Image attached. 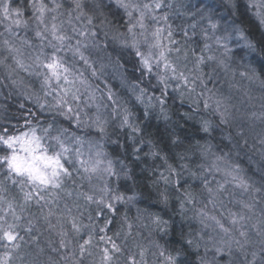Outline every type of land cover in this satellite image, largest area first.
I'll return each mask as SVG.
<instances>
[{"label":"clouds","instance_id":"clouds-1","mask_svg":"<svg viewBox=\"0 0 264 264\" xmlns=\"http://www.w3.org/2000/svg\"><path fill=\"white\" fill-rule=\"evenodd\" d=\"M70 2L73 5L70 9H63L60 3L62 7L51 12L54 13L51 17L56 18L51 19L52 23H56L65 36L63 45L55 51L52 45L56 42L49 36L40 40L39 52L42 59L53 52L61 57L73 81L75 98L73 94L65 95L56 81L50 87L44 86L45 70L37 65L29 75L37 77L39 91L28 89L27 98L40 111L53 115L43 126L37 122L25 133L39 138L38 152L49 156L59 153L64 165L72 169L71 176L60 177L61 193L82 200L85 211L92 207L98 212V208L107 209L106 205L111 203L115 213L114 235L120 240V255L113 253L111 264H128V257L136 255L139 256L136 264H168L169 256L176 264H197L192 257L201 249L204 257L212 253L207 264H217V246L228 253L227 264H264V225L258 228L253 226L257 224L244 221V230L248 233L245 239L238 232H220L207 217H204L205 223H201V210L208 213L206 176L221 173L227 181L230 178L223 169L235 166L242 174L247 165L264 181V3L260 5L259 15L256 14L259 23L247 15L249 9L245 6L254 0H217L218 4L226 5V11L219 18L214 9L197 8L192 13L197 19L188 24L191 36L180 27L186 40L173 39L176 29L170 28L172 44L177 46L168 54V61L175 71L172 68L166 71L163 61L157 63L158 49L150 47L154 44L155 28L144 21L146 27L142 29L133 16H128V26L121 25L113 7L123 8L118 0H80V8H76L75 0ZM162 4L172 8L165 0ZM165 13L168 17L169 13ZM58 17L63 19L57 22ZM159 17L154 14L148 18L159 23ZM212 23L216 24L215 30L210 28ZM197 35L203 39L200 54L189 43ZM45 48L52 51L45 53ZM149 55L150 70L143 63L144 57ZM201 56L204 57L202 63ZM254 62H259V69L251 66ZM240 68L243 71H239ZM13 80H18H10V84L16 86ZM8 86L0 80V88ZM157 89L160 95L154 94ZM97 118L103 131L97 127ZM185 122L191 123L192 133H185ZM145 146L147 151L141 153ZM22 153L19 155L31 159L27 153ZM6 156L9 154H0V173L6 171L8 179L15 176L12 181L20 188H34L27 175H18L8 167ZM176 156L182 161L179 170L169 163ZM159 159L166 165L167 174L161 175L163 187L159 180L149 182L147 175H141ZM91 165H96L98 170L85 171V166ZM109 165L110 171L107 170ZM74 173L78 183L73 179ZM178 178L189 186L201 182L199 195L188 190L181 192L177 187ZM255 183L253 181V185ZM70 184L76 185L74 192L67 191ZM69 192L71 195H67ZM188 192L195 202L189 201L185 195ZM85 194L93 199L86 200ZM118 196L121 198L116 199ZM261 204L264 211V200ZM118 208L121 211H116ZM151 208L155 210L150 211ZM82 215L84 213H77L81 229L95 233L100 225L93 223L91 213L87 217L89 222L83 223L79 219ZM193 221H198L195 227ZM28 222L31 228L41 230L36 219ZM48 228L53 226L48 225ZM59 233L56 232L58 240H48L47 248L51 252L36 244L22 260L21 253L14 252L11 264H102L95 240L92 255H86L83 261L73 254L78 251L75 233L65 238L69 251L61 257V249L65 248L60 245ZM233 238L240 240L243 248L232 242L229 254L228 242ZM189 240L193 243L189 244ZM56 243L58 247L54 246ZM53 253L59 258L54 259Z\"/></svg>","mask_w":264,"mask_h":264},{"label":"trees","instance_id":"trees-1","mask_svg":"<svg viewBox=\"0 0 264 264\" xmlns=\"http://www.w3.org/2000/svg\"><path fill=\"white\" fill-rule=\"evenodd\" d=\"M36 0H3L4 3H8L10 6V9H19L20 16L19 18L21 20H25L24 12H31V15H33L34 10L36 8L33 7ZM144 3H152V0H145ZM165 3H171L172 8L168 9L163 7L162 9L156 10L155 15L161 16L162 13L168 12V20L167 24L171 26V28L176 29V31L173 32V39L176 38V41L183 42L187 39L185 37L183 31H179L180 27L182 26L185 30L188 31L189 36H191V30L188 29V24L193 23L197 17L193 16L192 13L196 12L197 8H208V9H214L215 10V16L216 18H219L224 14L226 11V5L224 4H218L217 0H165ZM195 5V6H193ZM249 11L247 15L251 16L253 21L255 23H259V19L257 17L256 9L252 7V4L248 3L245 5ZM117 12V19L119 20V23L121 25H124V17H125V11L121 10V8L117 5H113ZM187 13V15H185ZM11 17L17 18L16 13L14 11L10 12ZM198 15V14H197ZM137 17V16H136ZM10 23V20L8 18H5L3 16L2 11H0V61H3V63H0V80H3L5 84H8L9 86L7 88H0V135H15L23 131L29 130V128L37 124L39 122L40 126H43L46 121L50 120L53 113L48 111H40L38 107L33 103L32 100L27 98V91L28 89H32L35 91H39V81L37 77L34 76H27L26 72L16 69L14 73L10 75L9 72H11V69L6 67V65H11L13 60L8 55L7 50L2 46L4 39H10L14 40L17 43H19V40H28L29 35L26 34V29L23 27H19L18 29L13 25V31L17 33V36H12L8 31H6V25ZM145 23L149 27H161L160 23H156L155 21H152L148 17L145 19ZM128 24V23H127ZM29 27V26H28ZM126 27V25H125ZM17 29V30H16ZM198 31V29H197ZM195 41L196 43H193ZM165 43L168 44L169 47L173 48L177 45L175 44H169V41H165ZM189 43H192L193 47L195 48L197 54H200V48L203 47V39L200 35H197L193 37L192 41H189ZM23 53L28 52L27 49L24 47L22 49ZM6 56H8V60L6 59ZM24 58L26 57L23 55ZM14 63V62H13ZM252 67H256L257 69L260 68L259 62H254ZM239 71H243L242 68L238 69ZM9 71V72H8ZM16 73V74H15ZM26 75V78H25ZM11 79H17L18 83L16 86H12L10 84ZM19 81H23V83H19ZM211 87V83L209 84ZM175 87V85H174ZM155 95H160V91L157 89L154 91ZM168 97L169 100L172 98V92L171 90L168 91ZM50 99V98H49ZM140 111L142 112L143 106H138ZM190 110V109H185ZM147 123V122H145ZM73 128L75 125L72 126ZM83 131V130H82ZM184 131L186 134L192 133L193 129L190 122L184 123ZM39 133V132H38ZM131 141H129L130 143ZM141 153L147 151V146L144 148H141ZM0 154H9V149H7L6 145H3L0 143ZM169 163H172L177 169L179 170L180 164L182 161H180L179 156H176L174 158H171L169 160ZM67 167L68 165L65 164ZM223 167V165H221ZM166 165L163 163L162 159H159V162L155 164L154 167H151L147 173H142L141 175H147L149 178V182H151L152 179H157L160 181L161 187H163V180L161 179L162 174H167L165 171ZM70 171H72L71 168H69ZM244 178L248 181L249 184L253 185V181H256L255 185H253L255 188H260V192L256 191H242L240 188L236 187L233 184H227L228 191L224 193V195L221 197L223 201V207H220L218 204L215 208L213 207L212 203H210V197L209 194L207 195V198L205 199V203L208 205V208L206 211H208L209 215H216L218 219H222V221L227 224V209H231L232 212L236 213H244L246 216H251L252 219L249 220V224L255 223L259 225L260 219H264V211H262V204L261 201L264 200V188H261V184L264 183V181L260 180V177L256 175L254 169L252 167H248L245 165V172L242 173ZM12 179H15V176L12 177ZM12 179L7 178V172L4 171L0 173V185H3V187L6 189L4 192H0V196L5 197V199L9 202L13 203V208L15 209L16 213L20 216L19 221H15L11 215V212L9 211L7 204H4L3 206V212L0 213V216H3L4 221L6 224H13L15 223L18 225L14 229L16 233H18L19 237H23V239H17L16 243H19L21 245L20 249L12 250L11 244L6 241L0 239V255H2L6 250H11L14 252H20L21 253V260L24 258V255L27 253H31L34 246L36 244H39L41 248H44L46 251L51 252L50 249L47 248L48 240H58V237L56 236V232L61 231V223H58V217L60 221L62 222V227L64 231L68 232V235L71 237L73 236L74 232L71 229V221H70V215L68 211L65 209V205H67L68 209H71V215L77 216L78 212L84 213V215L80 216L79 219L83 221V223L87 224L88 221V214L91 213L94 217L93 223L100 225V227L96 228L95 233H92L94 236V240L96 242V246L98 249H103L104 247L111 248V244H106L104 241L99 240V236L107 235L108 237H111V240L114 241L117 245L120 244V240L117 239V237L114 235L116 228H115V213H113L111 210L104 209L100 212L94 211L92 207H88L85 211V208L81 205L83 204L82 200H77L74 197L69 198L63 193L58 191V196L53 197L52 199L55 201L54 204H51L52 211L54 215L49 217L51 225H53V228H48V223H46L43 219V215L47 214L48 207H45L43 209V213L40 210V205H37L35 201L30 202L28 206L24 208L23 211H21L20 206L24 203L23 202V193L21 192V188L19 184L12 183ZM73 179L79 182L78 177L76 174H73ZM205 181L207 182V187L215 188L217 183L219 182H225L223 176L221 173H215V174H209L205 177ZM177 187L180 189L181 192L188 190L193 192L196 195H199L200 191L202 190V183L196 182L189 186V184H186L184 180L179 179L177 180ZM76 188L75 184H70L67 186V191L74 192ZM82 189H86V186L81 185ZM36 191L35 188H32L31 186L24 189V191ZM43 194V193H42ZM240 201H244L246 203L254 205L253 208L249 211L248 209H244ZM195 202V201H194ZM43 203V202H41ZM150 211H154V208L149 209ZM116 211H121L120 208H118ZM29 219H36V223L38 226L41 227V230L38 232L35 228H32L31 232L27 231L28 221ZM105 220L110 221L105 226ZM198 224V221H193V226L195 227ZM101 227H105V232H101L99 229ZM47 228V232L44 231V229ZM55 229V230H54ZM89 231L87 229H81L80 235L75 237L74 243H82L84 239H87ZM33 237H36L34 240ZM46 237L48 239H46ZM179 239V237H177ZM55 247H58V243L54 244ZM69 249H61L60 256L66 252H68ZM125 256H128V253L124 251V249L121 250ZM54 259H58L59 257L56 256V254H52ZM117 255H120L117 253ZM197 261V264H199V261L201 258L205 260H210L212 258V253L209 252V255L207 257L203 256V249L200 250L198 255H194L192 257ZM81 261L85 259V257L81 258L79 257ZM91 260V258H89ZM217 264H226L229 260V255L226 251L223 253H217L216 254ZM139 260V256H129L128 257V264H133V261L136 262Z\"/></svg>","mask_w":264,"mask_h":264},{"label":"snow or ice","instance_id":"snow-or-ice-1","mask_svg":"<svg viewBox=\"0 0 264 264\" xmlns=\"http://www.w3.org/2000/svg\"><path fill=\"white\" fill-rule=\"evenodd\" d=\"M76 8H80V0H75ZM118 3L127 11V15L132 17L133 11H136L139 13V16L137 18V23L139 26L143 29L146 27L144 21L149 16H154V13L157 9H161L163 7L162 0H152V3H144V4H138V3H131V2H125V0H118ZM52 8L49 9L48 6L43 3V0L37 5L34 4L33 7L36 8V11L38 13L36 17L37 21V27L35 30V36L38 37L40 40H45L47 37H51L52 41H55L56 43L52 45L55 51H59L60 45H63L65 36L61 34V30L59 26L56 23H52L51 26H49L46 23V13L47 12H56L58 9L62 7L60 3L57 2V0H52ZM0 11H2L3 16L5 18H8L10 20V23L6 25V31H8L12 36H17V33L13 31V25L20 26L23 25L24 27H27L28 22L23 21L19 18L20 11L19 9H10V6L8 3H4L3 0H0ZM14 11L16 13L17 18H12L10 12ZM259 15V13H258ZM52 20H55L56 18L53 16L51 17ZM161 21L165 23V27H155L152 35L154 37V44H152L150 47L158 49V55L159 60L163 61L164 69L167 71L169 68H172L173 71H175L174 66L170 64L168 61V54L171 52L172 48L168 45L166 46L164 43L165 38H168L169 44L172 43L171 41V31L170 25L166 24V21L168 19L167 14L164 13L159 17ZM210 28L212 30H215L216 24L212 23L210 25ZM136 43L135 41L133 42ZM8 52V55L12 58L15 67L12 65H6V67L11 69L10 75L16 71V69H20L24 72L32 74V70L36 68L37 65H39L40 68H43L45 71L43 73L44 79H43V85L44 86H51L53 81H56L58 83V86L62 89L63 93L65 95L67 94H73L74 98L75 95L72 91L73 88V81L69 78L68 69L64 66L62 59L60 56L55 55L54 52L52 54H49L45 58H41L42 53L39 52V54L35 56H29L28 60L30 59L32 62L28 63L26 62L22 49L25 46H31L28 40H19V43H17L14 40L10 39H4L3 45H2ZM207 48L208 45H205ZM200 62L202 63L204 61V57L201 56ZM0 63H3V61H0ZM143 63L146 68L149 70L151 69V56H145L143 59ZM181 78H183V75L181 74ZM23 81H19V83H22ZM13 84H17L18 81L13 80ZM185 83H187V80L185 79ZM62 99V97L60 98ZM71 106H68V111L70 112ZM128 117L125 115L124 122L127 123ZM97 127L100 128L101 131H103L102 126L99 124V118H97ZM0 143L7 146V149H11V155L6 156L8 167L12 169L15 173L18 175H27L31 182L34 185V188L36 191H24V188L21 187V192L23 193V204L20 206L21 211L24 210L26 206L30 204V202L35 201L37 205H40V210L43 213V209L45 207H48L47 214L43 215V219L46 223L51 225L49 217L54 215L52 211L51 204H54L55 201L52 199L53 197L58 196V191H63L62 187V180L60 177L63 176H71V171L64 165L60 158V154L57 153L53 156H49L46 153L38 152V149L41 148V144L39 141V138L33 134L31 137L27 133H24L20 136H13V135H0ZM65 151H67L65 149ZM24 152L27 153L28 156L31 157L30 160H26L25 157L20 156L18 153ZM79 155V153H77ZM81 165L84 166L85 162L80 161ZM99 161H97V164ZM219 169V166H216ZM46 169H51V171H47ZM97 166L91 165V166H85V171L90 172H96ZM108 171L111 170V166L109 165ZM224 174L226 177H229L230 179L225 182H219L217 183L215 188L207 187V192L210 197V203H212L213 207L215 208L218 204L220 207H223V201L221 197L228 191L227 184H233L236 187L240 188L242 191L248 192V191H256L260 192V188H255L253 185L249 184L248 181L244 178V176L241 174V172L234 166L231 169H223ZM12 183H16L15 181H12ZM6 189L3 187V185H0V192H4ZM43 193V194H42ZM67 195H71V193H67ZM185 195L188 197L189 201L194 202L192 193L188 192L185 193ZM84 198L88 201H91L93 198L90 195L84 196ZM121 197H116V199H120ZM43 202V203H41ZM244 209H248L249 211L253 208L254 205L246 203L244 201H240ZM4 204H7V207L9 211L11 212V215L15 221H19L20 216L16 213L15 209L13 208V203L9 202L5 199V197L0 196V213L3 212V206ZM106 208L108 210L114 211L112 208L111 203H108L106 205ZM65 209L68 211L70 215V221H71V229L72 231L80 235L81 233V224L78 223L77 216L71 215V209L67 208V205H65ZM98 212L102 211L101 209H97ZM201 223H205L204 217H207V219H210L215 227L219 229L220 232L229 234L232 232H238L240 237H244L245 239L248 236V233L244 230V221L251 220V216H246L244 213H236L232 212L231 209H227V224L222 221V219H218L216 215H209L207 212H205L203 209L201 210ZM89 219H92L90 216ZM58 223H61V231L59 235L61 236L60 245L61 247L67 248V245L65 243V238L68 236V232L63 230L62 222L60 221L58 217ZM110 223V221L105 220V226ZM30 222H28V225ZM5 221L3 216H0V239L6 240L11 244L12 250H19L21 245L19 243H16L17 239H23V237H19L18 233L14 231V229L17 227L15 223L8 224L7 227L4 226ZM261 225H264V220L260 221L259 225H253L254 227H260ZM207 226V225H206ZM101 232H105V227H101L99 229ZM27 231L31 232L32 228L30 226H27ZM35 240L36 237H33ZM94 236L92 234V231L89 230L87 239H84L82 243H77V249L78 251L73 253L74 255H78L79 257L83 258L86 255H92L91 249L94 247L93 245ZM99 240L104 241L106 244H111V248L104 247L100 250L101 252V262L102 264H111V261L114 259L113 253H119L120 248L118 245L111 240V237H108L106 234L99 236ZM234 242L239 248H243V243L240 240H233L229 243V254L231 252V243ZM189 244H192L193 241L189 240ZM221 243H225V241L221 240ZM216 253H223L225 249L223 247L217 246L215 248ZM13 252L11 250H6L2 255H0V264H11ZM168 264H176L173 257L169 256L167 257ZM133 264H135V261H133ZM201 264H207L206 260L203 258L201 259Z\"/></svg>","mask_w":264,"mask_h":264},{"label":"rangeland","instance_id":"rangeland-1","mask_svg":"<svg viewBox=\"0 0 264 264\" xmlns=\"http://www.w3.org/2000/svg\"><path fill=\"white\" fill-rule=\"evenodd\" d=\"M41 2V0H36L35 3L38 5L39 3ZM58 3H62L63 4V9H70L73 5L71 4L70 0H57ZM125 2H131V3H138V4H144L145 0H125ZM43 3H45L49 9L52 8L53 4H52V0H43ZM264 3V0H254V3H250L252 4V7H254L256 9V13L260 12L261 11V8H260V5ZM163 8V7H162ZM161 8V9H162ZM121 10H124L125 11V17H124V25L123 26H128V21H129V17L127 15V11L124 9V8H121ZM159 10V9H157ZM54 13H51V12H47L46 13V23L51 26L52 24V20H51V16L53 15ZM38 13L36 10H34V13L33 15H31V12H27L25 11L24 12V21H27L28 24H27V27H24L23 25H20V26H16L15 27L18 29L19 27L21 28H25L26 29V34L29 35V43L30 45L34 46V47H29V46H25V48L27 49L28 52H24L23 55H25V60L26 62L29 63V60H28V57L29 56H35L37 54H39V47H40V39L38 37L35 36V30H36V25H37V21H36V17H37ZM163 15V13H162ZM137 16V17H136ZM139 16V13L136 12V11H133V17L134 18H138ZM13 18V17H12ZM59 19H63V17H58V21L59 22ZM161 22V23H160ZM160 26L161 27H165V23L163 21H160ZM158 23V24H159ZM29 26V27H28ZM16 29V30H17ZM180 31V30H179ZM63 34V33H61ZM51 38V37H49ZM176 40V38H175ZM165 41L167 40H164V43ZM45 44H47V41L44 42ZM174 48V47H173ZM45 53H50L52 51L51 48H45L44 49ZM6 59L8 60V56H6ZM13 67H15L14 63L12 62L11 64ZM9 72V71H8ZM10 73V72H9ZM16 74V73H15ZM26 75L27 76H30L29 73L26 72ZM26 75H25V78H26ZM35 77V76H34ZM28 131V130H27ZM27 131H23V132H20L18 134H13V136H20L22 135V133H25ZM37 134H39L37 132ZM11 149H9V155H11ZM19 154H23L22 152H20ZM51 154V153H49ZM264 216V214H263ZM227 264V263H226Z\"/></svg>","mask_w":264,"mask_h":264}]
</instances>
